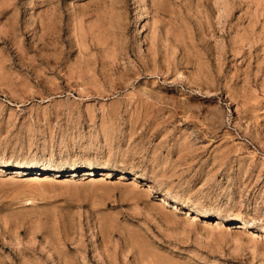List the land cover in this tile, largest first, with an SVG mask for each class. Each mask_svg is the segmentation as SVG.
Returning a JSON list of instances; mask_svg holds the SVG:
<instances>
[{
  "label": "rangeland",
  "instance_id": "obj_1",
  "mask_svg": "<svg viewBox=\"0 0 264 264\" xmlns=\"http://www.w3.org/2000/svg\"><path fill=\"white\" fill-rule=\"evenodd\" d=\"M0 264H264V0H0Z\"/></svg>",
  "mask_w": 264,
  "mask_h": 264
},
{
  "label": "bare ground",
  "instance_id": "obj_2",
  "mask_svg": "<svg viewBox=\"0 0 264 264\" xmlns=\"http://www.w3.org/2000/svg\"><path fill=\"white\" fill-rule=\"evenodd\" d=\"M242 226V225H241Z\"/></svg>",
  "mask_w": 264,
  "mask_h": 264
}]
</instances>
